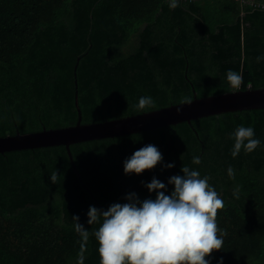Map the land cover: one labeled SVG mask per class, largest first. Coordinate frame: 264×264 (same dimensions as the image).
Wrapping results in <instances>:
<instances>
[{
    "label": "trees",
    "instance_id": "obj_1",
    "mask_svg": "<svg viewBox=\"0 0 264 264\" xmlns=\"http://www.w3.org/2000/svg\"><path fill=\"white\" fill-rule=\"evenodd\" d=\"M259 55L264 0H181L176 9L166 0H0V137L76 126V79L83 124L237 91L226 81L229 69L243 76L239 90L264 89ZM141 96L156 107L138 110ZM239 124L264 141V110H253L73 145L92 194L65 146L0 154V264H100L89 206L107 209L132 191L147 198L142 181L166 182L183 166L208 175L224 202L216 219L226 236L212 264L221 257L264 264V144L233 158L230 135ZM147 143L176 167L125 175L124 159ZM74 215L89 231L86 242Z\"/></svg>",
    "mask_w": 264,
    "mask_h": 264
},
{
    "label": "clouds",
    "instance_id": "obj_2",
    "mask_svg": "<svg viewBox=\"0 0 264 264\" xmlns=\"http://www.w3.org/2000/svg\"><path fill=\"white\" fill-rule=\"evenodd\" d=\"M170 9L181 6V0H166ZM264 61V55L256 62ZM226 81L233 90H239L243 83L241 73L229 69ZM185 97L181 103H190ZM136 107L145 111L156 107L151 96L138 98ZM179 109L177 112L179 114ZM233 140L231 156L236 158L241 151L254 152L264 144L251 126L239 124L230 135ZM201 158L192 157V164L200 165ZM160 166L161 171L176 167V161L164 162L159 147L144 144L123 161L125 175H141L146 170ZM233 170L229 168V175ZM55 181V176L50 177ZM208 175L189 166L180 167L179 173L161 181L155 175L150 182L142 181L149 197L141 199L135 192H129L123 203H112L107 209L89 206L87 224H99L92 233L98 243L100 264H212V253L221 251L226 232L218 226L217 212L224 202ZM171 186V190H169ZM155 193L154 198L151 194ZM239 198L238 190L233 193ZM74 231L82 241L89 239V231L80 223L79 216H72ZM83 264V260L79 261ZM216 264H223L221 257Z\"/></svg>",
    "mask_w": 264,
    "mask_h": 264
},
{
    "label": "water",
    "instance_id": "obj_3",
    "mask_svg": "<svg viewBox=\"0 0 264 264\" xmlns=\"http://www.w3.org/2000/svg\"><path fill=\"white\" fill-rule=\"evenodd\" d=\"M75 84L77 88L75 104L79 114V121L76 126L0 137V154L65 146L75 174L82 186L90 194L92 193L84 184L74 162L71 152V146L73 145L104 139H114L149 131L154 132L183 123L192 124L195 120L227 113L264 110V89L249 88L245 91L237 90L227 94L201 99L195 93V99L190 103L173 105L165 109L104 123L83 124L82 111L79 105L77 79ZM177 109L180 110L179 114Z\"/></svg>",
    "mask_w": 264,
    "mask_h": 264
},
{
    "label": "built area",
    "instance_id": "obj_4",
    "mask_svg": "<svg viewBox=\"0 0 264 264\" xmlns=\"http://www.w3.org/2000/svg\"><path fill=\"white\" fill-rule=\"evenodd\" d=\"M238 1H241V2H248V1H252V0H238Z\"/></svg>",
    "mask_w": 264,
    "mask_h": 264
}]
</instances>
